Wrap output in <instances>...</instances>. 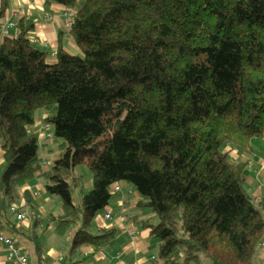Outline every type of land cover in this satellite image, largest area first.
I'll return each mask as SVG.
<instances>
[{
	"label": "trees",
	"instance_id": "obj_1",
	"mask_svg": "<svg viewBox=\"0 0 264 264\" xmlns=\"http://www.w3.org/2000/svg\"><path fill=\"white\" fill-rule=\"evenodd\" d=\"M52 1L74 12L69 34L81 54L60 45L48 63L25 17L14 36H4L0 209L9 210L17 187L38 170L39 138L30 128L43 109L53 129L47 138L61 142L40 174L46 192L60 197L57 232L79 225L73 249L110 237L90 226L111 188L126 181L156 215L146 224L159 241L160 264L204 257L206 264H256L264 197L247 192V162L230 152L249 153L250 140L264 137V0ZM9 7L1 0L0 27ZM80 163L93 186L78 205ZM31 238L40 254L38 234Z\"/></svg>",
	"mask_w": 264,
	"mask_h": 264
},
{
	"label": "crops",
	"instance_id": "obj_2",
	"mask_svg": "<svg viewBox=\"0 0 264 264\" xmlns=\"http://www.w3.org/2000/svg\"><path fill=\"white\" fill-rule=\"evenodd\" d=\"M46 1L50 2L47 7ZM76 1L78 7L85 3V0ZM69 11L66 6L52 0H10V7L1 21L4 23L14 19L15 13L17 19L25 17L32 21L34 27L28 33V37L34 46L48 53L47 62L52 64L57 59L53 52H56L60 45L70 54H81V49L70 34L62 35L60 39V32L70 18ZM15 28L8 29L7 34L0 36V44L4 36L12 37L16 34ZM46 115L43 109L37 110L35 122L30 128L31 133H37L38 138L42 136L44 139L42 145L38 142V170L17 187L16 201L13 203L26 216L19 220L10 210L0 209V233L14 239L20 250L28 255L29 264H160L157 261L159 241L146 224L156 221V215L152 209L140 204L142 195L126 181H120L116 185L119 187L118 190L111 188L112 196L108 205L96 214L90 226V232L95 235L105 230L110 231V237L105 242L102 244L87 242L73 249L72 236L79 225L71 223L63 234L57 232V219H54L62 213L61 202L55 196L57 194L46 192L41 178V175L52 167L54 159L58 156L56 155L53 161L45 158L47 151L50 150L48 144L53 145L54 141L47 139L46 136L50 132L48 128H51L44 122ZM249 146L251 150L249 153L240 154L237 148H233L230 156L234 159L246 160L248 174L245 188L252 197L258 199L264 197V137L251 139ZM4 165V151L0 141V172ZM75 175L82 178L75 186L81 193L79 201L75 202L79 205L85 191L92 188L93 180L91 178L84 181L80 174ZM32 202L36 204L35 208ZM106 213L110 214L109 218L105 217ZM33 232L38 234L40 240V254L34 248L31 238ZM261 240L264 241V235ZM205 259L206 257L202 259V264L207 263ZM255 260L256 264H264V251L258 244ZM0 264H13L7 259V249L2 243H0Z\"/></svg>",
	"mask_w": 264,
	"mask_h": 264
},
{
	"label": "built area",
	"instance_id": "obj_3",
	"mask_svg": "<svg viewBox=\"0 0 264 264\" xmlns=\"http://www.w3.org/2000/svg\"><path fill=\"white\" fill-rule=\"evenodd\" d=\"M70 14V18L65 22L64 24V34L67 35L69 34V31L71 29L72 26V22H73V16L74 13H72L71 11L68 12ZM17 14H14V19L12 20H8L6 22H4L0 29L2 34H7L8 29L15 27L16 26V21H17ZM53 54L55 55L56 52ZM52 132L47 133V136L52 138L53 135ZM119 187L116 186L115 190H118ZM10 212L13 213L14 215H16V217L19 220H22L25 218L26 214L24 212H22L17 205L12 204L9 208ZM106 218L110 217L109 213L105 214ZM0 243L4 244L6 249H7V259L13 263V264H29V259H28V255L26 253H24L23 251L20 250V248L16 245V243L14 242V239L9 236V235H5L0 233ZM258 245L263 249L264 251V241L260 240Z\"/></svg>",
	"mask_w": 264,
	"mask_h": 264
},
{
	"label": "rangeland",
	"instance_id": "obj_4",
	"mask_svg": "<svg viewBox=\"0 0 264 264\" xmlns=\"http://www.w3.org/2000/svg\"><path fill=\"white\" fill-rule=\"evenodd\" d=\"M48 131L52 132V129L51 128H48ZM43 142H44V139L42 138V136H40L39 137V143H40V145H42ZM60 142H61L60 139H56V140L53 141V145L52 144H48L50 146V150L47 151V153H46V156H45L46 159H48L50 161H53V158L56 155H58L59 150H60V147H59ZM41 154H42V150L40 148V155ZM75 172L78 175L80 174L83 177L84 181L91 179L92 178V174H93L92 171L89 169V167L87 166L86 163H80V164H78L75 167ZM88 191H85V193L88 192ZM80 195H81V193L78 190V188H75L74 187V191H73V200H74V202H78L79 201ZM55 196L58 197V199H60L58 195H55Z\"/></svg>",
	"mask_w": 264,
	"mask_h": 264
}]
</instances>
